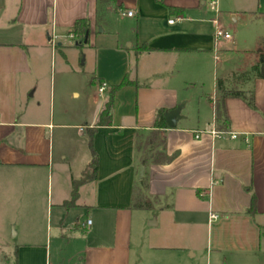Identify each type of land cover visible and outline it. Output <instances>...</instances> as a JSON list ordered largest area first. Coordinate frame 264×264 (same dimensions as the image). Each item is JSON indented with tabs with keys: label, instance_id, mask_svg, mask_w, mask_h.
<instances>
[{
	"label": "crops",
	"instance_id": "1",
	"mask_svg": "<svg viewBox=\"0 0 264 264\" xmlns=\"http://www.w3.org/2000/svg\"><path fill=\"white\" fill-rule=\"evenodd\" d=\"M208 1L0 0V190L24 177L47 182L45 210L30 206L26 228L10 221L13 262L2 264H264V80L245 86L253 108L226 98L227 126L215 117L216 81L259 58L264 0H217V16ZM80 19L88 22L85 44L71 33ZM214 19L232 36L217 60ZM71 42L94 51L88 88L70 92L82 106L71 114L61 103L56 117L39 118L25 102L37 91L30 81L54 45ZM124 77L131 85L113 94L110 123L97 126L111 87ZM179 104L184 118L160 131L172 159L152 163L160 148L137 150V137L154 130L159 109ZM212 129L223 134L195 138ZM142 178L157 198L152 209L131 206Z\"/></svg>",
	"mask_w": 264,
	"mask_h": 264
},
{
	"label": "rangeland",
	"instance_id": "2",
	"mask_svg": "<svg viewBox=\"0 0 264 264\" xmlns=\"http://www.w3.org/2000/svg\"><path fill=\"white\" fill-rule=\"evenodd\" d=\"M124 25L117 24L114 28L123 29ZM244 33L240 36L243 37ZM232 35L236 47V29L232 31ZM67 45L69 47L54 45L45 58L39 79L30 81L32 86L37 85V91L33 98H26L25 102L29 108L39 111V118H48L52 112L56 117L61 111V103L67 105L65 108H69L71 114L78 112L82 106L81 100L76 101L75 97H71L70 92L72 89L86 90L92 80L94 51L86 45L76 47L74 42ZM90 89L93 96L96 87ZM97 94L95 93V101L100 102L101 99ZM37 96H39V104L36 103ZM26 179L24 177L22 182L9 188L2 187L0 190V237H3L0 240V264L13 262L12 245L16 238L12 237L15 230L14 222L10 223V221H17L18 227L26 228L28 218L25 217V211L45 210L46 176L38 177L37 181ZM36 195L37 197L34 198ZM29 196L33 197L30 202ZM38 216L39 228L41 213Z\"/></svg>",
	"mask_w": 264,
	"mask_h": 264
},
{
	"label": "trees",
	"instance_id": "3",
	"mask_svg": "<svg viewBox=\"0 0 264 264\" xmlns=\"http://www.w3.org/2000/svg\"><path fill=\"white\" fill-rule=\"evenodd\" d=\"M99 9V8H98ZM103 16L101 13L98 12V20H102ZM88 32V22L86 20L80 19L76 20L71 28V33L76 37V40L82 41L85 34ZM80 46V45H78ZM260 54L258 60L249 66L248 69L237 72L233 74L230 78L226 80L218 79L216 81V91L218 94V99L215 104V117L217 123L221 128H225L227 126V118L225 116L223 110V101L226 98H240L246 102V104L253 108V95L252 91L246 89V85L256 79L264 80V38L260 41ZM147 48H142L146 50ZM140 50L137 49L136 52L138 53ZM131 85V82L124 77L119 84L112 86L110 90V95L108 100L104 104V108L100 112L97 120V126L101 125H108L110 123L111 117V108L113 106V94L122 87H126ZM166 110L159 109L156 112L155 121H154V130H151L146 135H139L136 141V149L141 150L142 152L149 153L150 150H154L160 148L155 152L151 161L155 164H164L168 163L172 157L167 156L163 149V140L160 137V131L165 126L164 121V114ZM94 129L90 131L92 134ZM89 148L91 152L92 159L88 164L87 168L92 172L95 173L97 168V161L95 157V152L92 146V137H89ZM145 163V160H143ZM147 182L145 178H142L139 181V186L134 189L133 197H132V208L139 209V210H148L152 209L154 203L157 198H151L147 195ZM75 183L73 185L72 190V199L75 197ZM247 213L251 216L255 214V199L254 195H251V202L250 207L247 209Z\"/></svg>",
	"mask_w": 264,
	"mask_h": 264
},
{
	"label": "built area",
	"instance_id": "4",
	"mask_svg": "<svg viewBox=\"0 0 264 264\" xmlns=\"http://www.w3.org/2000/svg\"><path fill=\"white\" fill-rule=\"evenodd\" d=\"M208 5L210 9L214 12V14L217 16L218 14V8H217V0H209ZM128 16H131V12H127ZM170 24L173 23L172 20L169 21ZM214 27H213V34H212V52L214 55V59L217 60L218 52L220 51V48L222 45L230 42L232 40V36L228 31H225L222 27L219 26L216 19L213 21ZM105 85L102 84L98 87V93L102 94L105 91ZM203 133H210L214 137H218L223 134V132H218L216 130H210L208 132L206 131H200L195 136V138H198L200 134ZM231 138H235V135H231ZM217 219V215L215 213L209 212V220H215ZM89 223V222H88Z\"/></svg>",
	"mask_w": 264,
	"mask_h": 264
},
{
	"label": "water",
	"instance_id": "5",
	"mask_svg": "<svg viewBox=\"0 0 264 264\" xmlns=\"http://www.w3.org/2000/svg\"><path fill=\"white\" fill-rule=\"evenodd\" d=\"M88 33L85 34L84 38L82 41L79 42V44H85L87 41ZM183 108V104H179L176 106L173 110H170L164 114V119L169 128H174L177 121L180 119H183L184 117L180 115V112ZM142 172H143V166L141 165L139 167V172H138V179L142 177Z\"/></svg>",
	"mask_w": 264,
	"mask_h": 264
}]
</instances>
